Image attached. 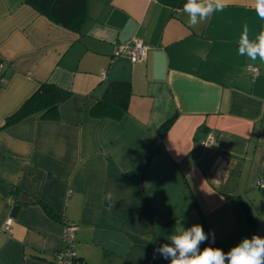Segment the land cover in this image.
I'll list each match as a JSON object with an SVG mask.
<instances>
[{
    "label": "crops",
    "instance_id": "crops-1",
    "mask_svg": "<svg viewBox=\"0 0 264 264\" xmlns=\"http://www.w3.org/2000/svg\"><path fill=\"white\" fill-rule=\"evenodd\" d=\"M225 2L196 29L159 0H86L72 30L26 0H0V264H56L66 220L80 264H169L155 249L177 221L204 218L225 253L264 237V62L237 44L264 20L256 0ZM133 38L148 46L142 63L115 55ZM118 80L131 87L126 112L93 116ZM41 82L70 92L57 118L7 123Z\"/></svg>",
    "mask_w": 264,
    "mask_h": 264
},
{
    "label": "clouds",
    "instance_id": "clouds-1",
    "mask_svg": "<svg viewBox=\"0 0 264 264\" xmlns=\"http://www.w3.org/2000/svg\"><path fill=\"white\" fill-rule=\"evenodd\" d=\"M225 0H186L183 12L187 16V24L190 28L198 29L215 12H222L226 7ZM256 13L264 20V0H256ZM238 55L246 56L255 61L259 58L264 62V31H261L255 39L249 38V30L245 25L240 35ZM106 199L113 201V194L109 192ZM211 238L215 240L214 232ZM209 239L202 225L193 224L185 228L180 221L174 231L167 236L169 243H164L155 249L169 264H264V237L253 235L244 238L233 246L227 253L220 248L206 246L200 249L202 242Z\"/></svg>",
    "mask_w": 264,
    "mask_h": 264
},
{
    "label": "trees",
    "instance_id": "trees-1",
    "mask_svg": "<svg viewBox=\"0 0 264 264\" xmlns=\"http://www.w3.org/2000/svg\"><path fill=\"white\" fill-rule=\"evenodd\" d=\"M174 8L183 7L186 0H159ZM39 13L47 16L50 20L72 30H79L85 20L86 0H26ZM131 87L127 81H112L105 89L102 96L91 108V114L95 117L120 118L127 110L128 99ZM70 92L54 83L41 82L38 88L22 103L12 115L8 116L7 123L17 121L20 118L40 113V116L47 119H55L58 116V105L69 96ZM176 114L166 119L157 129L161 138L169 130L174 122ZM200 225L209 239L202 242L200 249L206 246L223 249L224 246L213 241L206 226L204 218ZM76 257V263H78Z\"/></svg>",
    "mask_w": 264,
    "mask_h": 264
},
{
    "label": "built area",
    "instance_id": "built-area-1",
    "mask_svg": "<svg viewBox=\"0 0 264 264\" xmlns=\"http://www.w3.org/2000/svg\"><path fill=\"white\" fill-rule=\"evenodd\" d=\"M148 46L138 38H133L130 41L118 44L115 49V55L125 54L129 57L133 63H142L146 60ZM247 68L252 72L253 75L259 73L258 67L254 65H247ZM1 71V65H0ZM105 72L101 71L103 75ZM1 74V73H0ZM216 143V140L212 132L208 131L205 137L201 140V144L205 148H212ZM258 186L264 187V178H260L257 181ZM13 222L12 217H8L4 225L5 229L10 230ZM77 224L73 221L66 220L63 227L65 245L54 252V262L56 264H75L76 253H75V230Z\"/></svg>",
    "mask_w": 264,
    "mask_h": 264
}]
</instances>
